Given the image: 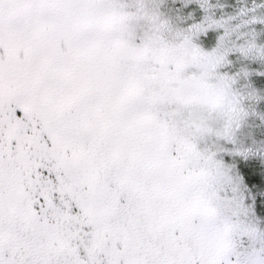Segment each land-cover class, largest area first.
Here are the masks:
<instances>
[{"label": "snow or ice", "instance_id": "6c2138e0", "mask_svg": "<svg viewBox=\"0 0 264 264\" xmlns=\"http://www.w3.org/2000/svg\"><path fill=\"white\" fill-rule=\"evenodd\" d=\"M0 264H264V0H0Z\"/></svg>", "mask_w": 264, "mask_h": 264}]
</instances>
